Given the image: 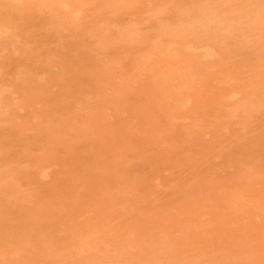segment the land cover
<instances>
[{"label":"rangeland","instance_id":"obj_1","mask_svg":"<svg viewBox=\"0 0 264 264\" xmlns=\"http://www.w3.org/2000/svg\"><path fill=\"white\" fill-rule=\"evenodd\" d=\"M13 1L0 264H264V0Z\"/></svg>","mask_w":264,"mask_h":264},{"label":"bare ground","instance_id":"obj_2","mask_svg":"<svg viewBox=\"0 0 264 264\" xmlns=\"http://www.w3.org/2000/svg\"><path fill=\"white\" fill-rule=\"evenodd\" d=\"M11 1H13V0H11ZM19 1H20V0H19ZM19 1H18V2H19ZM166 1H167V0H166ZM166 1H165V2H166ZM206 1H207V0H206ZM243 1H244V0H243ZM258 1H259V0H258ZM13 2H14V1H13ZM15 2H16V1H15ZM232 2H233V1H232ZM241 2H242V1H241ZM253 2H255V0H254ZM19 3H21V1H20ZM263 3H264V2H263ZM32 4H33V2H32ZM163 4H164V1H163ZM240 4H241V3H240ZM13 5H14V4H13ZM34 5H35V4H34ZM62 5H63V4H62ZM200 5H201V4H200ZM203 5H204V3H203ZM223 5H224V4H223ZM223 5H222V6H223ZM51 6H52V5H51ZM201 6H202V5H201ZM201 6H200V8H201ZM11 7H12V6H11ZM13 7H14V6H13ZM39 7H40V6H39ZM163 7H164V6H163ZM8 8H9V7H8ZM16 8H17V7H16ZM214 8H215V7H214ZM10 9H11V8H10ZM17 9H18V8H17ZM20 9H21V7H20ZM4 10H5V9H4ZM31 10H32V9H31ZM33 10H34V9H33ZM206 10H207V9H206ZM20 11H21V10H20ZM77 11H78V10H77ZM77 11H76V12H77ZM10 12H12V10H10ZM14 12H15V10H14ZM32 12H33V11H32ZM80 12H81V11H80ZM197 12H199V11H197ZM201 12H202V11H201ZM201 12H199L198 14H201ZM207 12H209V11H207ZM3 13H4V11H3ZM6 13L8 14L9 12H6ZM17 13H20V12H17ZM256 13H257V11H256ZM11 14H14V13L12 12V13H10L8 16H11ZM54 14H55V13L53 12V15H54ZM205 14H206V13H205ZM24 15H25V13L22 15V17H24ZM77 15H79V14L77 13ZM203 15H204V14H203ZM217 15H218V14H217ZM246 15H247V14H246ZM255 15H256V14H255ZM14 16H16V13H15ZM28 16H29V15H28ZM74 17H75V18H73V19H76V16H74ZM216 17H217V16H216ZM226 17H227V20H228V18H229L230 16H229V17L226 16ZM240 17H241V16H240ZM13 18H14V17H13ZM13 18L11 17V19H13ZM18 18H19V17H18ZM201 18H202V17H201ZM205 18H206V17H205ZM205 18H204V19H205ZM213 18H214V17H213ZM217 18H218V17H217ZM230 18H231V17H230ZM235 18H236V17H235ZM14 19H15V18H14ZM14 19H13V20H14ZM16 19H17V18H16ZM16 19H15V21H16ZM20 19H21V18H20ZM20 19H18V20H20ZM55 19H56V18H55ZM187 20H188V19H187ZM187 20H186V21H187ZM199 20H200V19H199ZM199 20H197V21H199ZM202 20H203V19H202ZM202 20H200V21L202 22ZM225 20H226V19H225ZM232 20L237 21V19H236V20H235V19H232ZM238 20H240V19H238ZM246 20H247V19H246ZM15 21H14V22H15ZM189 21H190V19L188 20V22H189ZM191 21H193V20L191 19ZM195 21H196V20H195ZM197 21H196V22H197ZM230 21H231V20H230ZM257 21H258V20H257ZM263 21H264V20H263ZM178 22H179V21H178ZM183 22L186 23V24H188V23L185 22V21H183ZM196 22H195V23H196ZM238 22H239V21H238ZM16 23H18V21H17ZM190 23H191V22H189L188 25H190ZM197 23H198V22H197ZM203 23H204V22H203ZM207 23H209V22L207 21ZM220 23H222V22H220ZM228 23H230V22L228 21ZM192 24H193V23H192ZM192 24H191V26H192ZM201 24H202V23H200V25H201ZM188 25H187V27H189ZM195 25H196V24H195ZM214 25H215V24H213V25H211V26H214ZM228 25H229V24H228ZM234 25H235V24H234ZM236 25H237V24H236ZM255 25H256V24H255ZM216 26H217V23H216ZM223 26L225 27V25H222L221 27H223ZM11 27H12V26H11ZM182 27H183V25H182ZM184 27L186 28V25H185ZM195 27L197 28V27H199V26H195ZM201 27H202V25H201ZM219 27H220V26H219ZM224 27H223V28H224ZM235 27H236V26H235ZM165 28H166V27H165ZM196 28H195V29H196ZM207 28H208V27H207ZM214 28H216V27L214 26ZM162 29H163V28H162ZM195 29H194V31H195ZM8 30H9V29H8ZM196 30H197V29H196ZM200 30H202V29H200ZM200 30H199V32H200ZM215 30H216V29H215ZM215 30H213L214 33H215ZM217 30H218V29H217ZM217 30H216V32H217ZM221 30H222V28H221ZM223 30H224V29H223ZM163 31H164V29H163ZM192 31H193V30H192ZM225 31H226V30H225ZM5 32H6V31H5ZM197 32H198V31H197ZM201 32H202V31H201ZM253 32H254V31H253ZM16 33H18V32L16 31ZM167 33H168V32H167ZM187 33H188V32H187ZM190 33H191V32H190ZM193 33H194V32H193ZM3 34H5V33H3ZM7 34H8V33H7ZM96 34H97V33H96ZM184 34H185V32H184ZM184 34H183V35H184ZM205 34H207V33H205ZM220 34H221V33H220ZM5 35H6V34H5ZM18 35H19V34H17L16 36H18ZM191 35L193 36V34H191ZM199 35H200V34H199ZM250 35H252V34L250 33ZM250 35H248V36L251 37ZM6 36H7V35H6ZM61 36H62V35H61ZM184 36H185V35H184ZM201 36H202V35H200V37H201ZM213 36H215V35H213ZM252 36H254V35H252ZM127 37H128V36H127ZM193 37H196V36L194 35ZM200 37L198 36V38H200ZM211 37H212V36H211ZM211 37H210V38H211ZM216 37H218V36H216ZM220 37H221V36H219V37L216 38V39H220ZM14 38H15V37H14ZM14 38H13V39H14ZM133 38H134V37H133ZM179 38H181V37L179 36ZM201 38H202V37H201ZM206 38H207V36H206ZM213 38L215 39V37H213ZM236 38H237V40H238V39L240 38V35H239V38H238V37H236ZM184 39H185V38H184ZM191 39H192V38H191ZM195 39H197V38H195ZM203 39H204V38H203ZM207 39H208V38H207ZM214 39H211V40H214ZM216 39H215V40H216ZM244 39H245V38H244ZM248 39H249V38H248ZM254 39H255V38H254ZM254 39H253V41H254ZM11 40H12V39H11ZM215 40H214V41H215ZM12 41H13V40H12ZM14 41H15V40H14ZM196 41H197V40H196ZM199 41L201 42V41H203V40H199ZM216 41H217V40H216ZM239 41H240V40H238V42H239ZM243 41L246 42V41H248V40L245 39V40H243ZM243 41H242V42H243ZM0 42H1V41H0ZM197 42H198V41H197ZM210 42H211V41H210ZM226 42H228V41H226ZM198 43H199V42H198ZM198 43H197V44H198ZM203 43H205V42H203ZM228 43H229V42H228ZM236 43H237V42H236ZM177 44H178V43H177ZM187 44H188V43H187ZM197 44H196L195 46H197ZM199 44H200V43H199ZM184 45H185V44H184ZM234 45H235V44H234ZM236 45H238V44H236ZM201 47H203V46H201ZM231 47H232V45H231ZM231 47H229V50H230ZM234 47H235V46H234ZM17 48H18V46H17ZM106 48H107V47H106ZM173 48H174V47H173ZM187 48H188V47H187ZM232 48H233V47H232ZM170 49H171V48H170ZM185 49H186V48H185ZM235 49H236V48H235ZM201 50H202V49H201ZM233 50H234V49H233ZM24 51H25V50H24ZM263 51H264V50H263ZM263 51H262V52H263ZM261 54H262V53H261ZM200 55H201V54H200ZM174 56H177V55H174ZM214 56H215V55H214ZM208 59H209V58H208ZM254 59H255V58H254ZM261 59L264 60L263 58H261ZM256 60H257V59H256ZM259 63H260V61H259ZM262 63H263V61H262ZM254 66H256V65H254ZM252 68H254V67H252ZM213 69H214V68H213ZM262 69H263V68H262ZM250 70H252V69H250ZM258 70H259V68H258ZM260 70H261V68H260ZM217 71H218V69H217ZM248 72H249V71H248ZM251 72H252V71H251ZM260 72H262V71H260ZM249 73H250V72H249ZM249 73H248V75H249ZM250 74H251V73H250ZM259 74H260V73H259ZM257 76H258V75H256V77H257ZM230 77H231V76H230ZM235 77H236V76H235ZM238 77H240V76H238ZM238 77H237L236 79H238ZM252 77H253V76H252ZM228 78H229V77H228ZM228 78H226V79H228ZM233 78H234V77H233ZM240 79H241V78H240ZM243 79H245V78H242L241 81H240V83L242 82ZM259 79H260V78H259ZM229 81H230V80H229ZM233 81H234V79H233ZM237 81H238V80H237ZM245 81H247V79H246ZM231 82H232V81H231ZM261 82H263V81H261ZM232 83H233V82H232ZM236 83H237V82H236ZM253 83H254V82H253ZM238 84H239V83H238ZM238 84H236V85H238ZM227 86H228V85H227ZM243 86H244V85H243ZM241 87H242V86H241ZM258 87H259V86H258ZM226 88H227V87H226ZM226 88H225V90H226ZM248 88H249V87H248ZM254 88H255V87H254ZM198 89H199V88H198ZM238 89H239V88H238ZM258 89H259V88H258ZM261 89H262V88H261ZM262 90H263V89H262ZM253 91H254V90H253ZM256 91H257V88H256ZM256 91H255V95L258 93V91H257V93H256ZM263 91H264V90H263ZM263 91H262V92H263ZM118 93H119V92H118ZM236 93H237V92H236ZM239 93H241V92H239ZM263 93H264V92H263ZM251 94H254V93H251ZM251 94H250V95H251ZM259 94H262L261 91H260ZM227 95H228V94H227ZM227 95H226V96H227ZM224 96H225V95L223 94V97H224ZM226 96H225V97H226ZM247 96H248V95H247ZM1 97H3V96H1ZM213 97H214V96H213ZM248 97H249V96H248ZM246 98H247V97H246ZM249 98H251V97H249ZM249 98L247 99L248 103L251 101V100H249ZM260 98H261V96H260ZM227 99H228V98H227ZM188 100H189V99H188ZM253 100H254V99H253ZM253 100H252V101H253ZM247 101H244V102H247ZM257 101H259V100H257ZM244 102H243V104H244ZM261 102H262V101H261ZM248 103H247V104H248ZM258 103H259V102H258ZM263 103H264V101H263ZM249 104H250V103H249ZM249 104H248V106H249ZM259 104H260V103H259ZM259 104H258V105H259ZM251 105H253V103H252ZM263 106H264V104H263ZM235 107L237 108V106H235ZM245 107H246V106H245ZM257 107H258V106H257ZM259 107H260V105H259ZM244 109H245V108H244ZM248 109H249V108H248ZM246 111H247V110H246ZM248 112H249V111H248ZM250 113H251V112H250ZM185 114H186V113H185ZM181 115H182V114H181ZM179 116H180V115H179ZM167 117H168V116H167ZM249 154H250V153H248V155H249ZM251 155H252V153H251ZM253 156H254V155H253ZM248 157H249V156H248ZM249 158H250V160H251L252 157H249ZM247 159H248V158H247ZM250 160H249V161H250ZM254 160H255V159H253V162H254ZM248 165H251V164H248ZM253 168H254V167H253ZM249 171H250V170H249ZM248 174H249V173H248ZM250 175H251V174H250ZM253 175H254V174H252L251 176H253ZM247 178H248V177H247ZM77 200H78V199H77ZM260 207H261V205H260ZM259 210H261V209H259ZM263 211H264V209H263ZM257 215H258V214H257ZM251 224H252V223H251ZM256 227H257V226H256ZM252 228H253V227H252ZM236 229H237V228H236ZM248 229H249V228H248ZM250 229H251V228H250ZM256 229H257V228H256ZM238 230H239V227H238ZM245 230H247V228H246ZM247 231H248V230H247ZM257 231H258V230H257ZM251 232H252V231H251ZM237 233H238V232H237ZM255 233H256V232H255ZM245 234H247V233H245ZM253 234H254V233H253ZM248 235H249V234H248ZM263 235H264V233H263ZM234 236H235V235H234ZM239 236H243V235H239ZM250 236H251V235H250ZM252 236H253V235H252ZM255 236H256V234H255ZM261 236H262V235H261ZM232 237H233V236H232ZM239 238H240V237H239ZM246 238H247V237H246ZM251 238H252V237H251ZM254 238H256V237H254ZM233 239H234V238H233ZM243 239H244V237H243ZM249 239H250V238H249ZM231 240H232V239H231ZM233 241H234V240H233ZM236 241H237V240H236ZM242 241H243V240H242ZM248 241H249V240H248ZM230 243H231L230 245L233 246V245H232L233 243H232V242H230ZM234 243H236V242H234ZM240 243H242V242H240ZM247 243H248V242H247ZM236 244H237V243H236ZM238 244H239V243H238ZM263 244H264V243H263ZM6 246H7V245H6ZM234 246H235V245H234ZM9 248H10V246H9ZM13 248H14V247H13ZM8 250H9V249H8Z\"/></svg>","mask_w":264,"mask_h":264}]
</instances>
